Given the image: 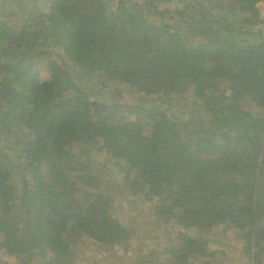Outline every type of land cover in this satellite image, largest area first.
<instances>
[{
	"label": "trees",
	"instance_id": "obj_1",
	"mask_svg": "<svg viewBox=\"0 0 264 264\" xmlns=\"http://www.w3.org/2000/svg\"><path fill=\"white\" fill-rule=\"evenodd\" d=\"M157 1L13 0L0 16V137L15 128L0 149V264H111L80 257L87 243L129 248L120 264H201L211 242L220 262L264 264V0ZM61 45L83 79L51 68ZM101 149L115 164L93 166Z\"/></svg>",
	"mask_w": 264,
	"mask_h": 264
},
{
	"label": "rangeland",
	"instance_id": "obj_2",
	"mask_svg": "<svg viewBox=\"0 0 264 264\" xmlns=\"http://www.w3.org/2000/svg\"><path fill=\"white\" fill-rule=\"evenodd\" d=\"M178 1H182V2L178 3ZM184 2H186V3H188L189 5H192V6H196L197 5V0H159V1L155 2V4H156V8L158 9V11L161 12L165 8H167V10H169V11H173L177 7L180 8V9L181 8H185L186 6L184 5ZM228 3H229V1L224 0V3L222 5L219 4V7L220 8L221 7L222 8H226ZM257 7L261 11V15L264 16V2L258 3ZM16 11H17V6H15V3L13 2V0H0V16L4 15V14H11L13 16L14 12H16ZM215 13H217V10H215L213 14H215ZM195 15H196L197 18L200 17L199 13H195ZM227 15H230L229 18H231L232 21H238L239 20V17L237 15V12L235 11V9L227 10L225 12V16H227ZM168 17H169V21L171 23H173L175 17H174V15H172L170 13H165L163 15L159 14L155 18V20H157L159 23H163L165 25V22H166ZM13 22H14V24H20L21 23V21H19V20L11 21L10 26H11V24ZM209 28L211 30H213L215 34H218L220 32L215 26L214 27H209ZM165 29H169V27L166 26ZM212 38H213L212 39L213 41H215L214 39H217V38H214V37H212ZM189 42L190 41L186 42V45H188ZM240 42H241L240 40L235 41L236 44H240ZM192 44L194 46H196V42L195 41H193ZM38 50L39 49H37V51ZM39 54L40 53H37L36 56H39ZM56 54L58 55L59 59H57V58L55 59V62H53L51 64V68H54V69L58 70L64 76V79L61 80V81H64L67 77L71 78L72 81H73V80L76 79L75 75H78V77L80 79L84 78V75H85V72H86L85 68L84 67L82 68L80 65H77V63L73 62L72 59L69 58V56L67 55V48L65 46H63V45L59 46L56 49ZM90 77H93V79H96L95 75L92 74V73H90ZM54 79L57 80L56 78H54ZM80 79H79V81H80ZM115 82H118V80L115 81ZM109 87H110L109 89H115V88H119V85L118 84H111ZM119 92H120V90H119ZM110 100H111V97L106 101L107 105L109 104ZM182 108H180L177 105L176 113L173 116L178 118V120H183V119L184 120H188V119H190V117L193 116V113H192L193 110L192 109H191V111L183 110V112H182ZM5 128H6V132L4 133L3 137H0L1 138L0 139V144L2 142H5V143L0 145V149L1 148L10 149V148H13L12 147L13 145H15V144H13L11 142V139H9V136L15 131V128H13V127L10 128L8 126V124L6 125ZM9 131H10V134H7V132H9ZM148 131H149V128H147L145 130V132H148ZM18 142H19V140H18ZM15 154H16V152H15ZM18 154H16V155H18ZM111 156L113 157V154L110 153V151H107L106 149L99 150L93 156V160H92L93 161V166L95 168H100L103 163H105L107 166L111 165V164H115L116 161L110 162ZM261 157H262L261 154H259L258 155V160L261 159ZM12 173H14V171ZM101 189H103V188L101 187ZM128 192L131 193L130 191H128ZM84 195L86 197L85 193L82 194L81 196H84ZM112 199L116 200L117 197L113 196ZM129 207H130V210L128 211L129 215H130V213H131L132 216L137 215V208H139V206L137 204H135L134 202H130L129 203ZM234 234L229 232V231L224 232L225 237L223 239H221L222 244H223L224 240L233 237ZM195 236L197 237L198 235H195ZM204 240H208V237H206ZM84 247H85L86 250L77 251V252H79L81 254V255H79L80 257H88V256L89 257H93V256H95L97 258H100L103 255L104 256V261L105 262L110 261L111 264H120V258L125 253H127V256H125L121 260L123 262H128L129 256L132 254V251H130L129 248H127L126 251H123L121 249H112V251H114V253H112L110 255V257H108L106 255V252L108 250V248L106 246H96V245L87 243V244H85ZM130 247H132V246H130ZM210 248L213 250V251H209L211 254H213L211 258L194 256V260H196L197 262H199L201 264L207 259L211 260L210 263L215 261L212 264H227V262H220L219 261V259L221 258L222 251L218 252V250L215 249V247L213 245V242H211ZM223 248H224V250L226 252V246L223 247ZM109 251H110V249H109ZM227 253H228V256L231 257L233 255V249L228 250ZM240 259H242L243 261L246 262V258L245 257H241ZM136 264H141V263L137 262ZM169 264H193V263H190L188 261L181 262V261H177V260H175L173 258Z\"/></svg>",
	"mask_w": 264,
	"mask_h": 264
},
{
	"label": "clouds",
	"instance_id": "obj_3",
	"mask_svg": "<svg viewBox=\"0 0 264 264\" xmlns=\"http://www.w3.org/2000/svg\"><path fill=\"white\" fill-rule=\"evenodd\" d=\"M221 5L223 4V3H220ZM66 47V46H65ZM66 48H68V47H66ZM57 55V54H56ZM44 76H45V80L47 79V77H46V75H45V73H44ZM53 80H55L53 77H50L49 79H48V81L45 83V84H50V83H52V81ZM55 81H57V82H60V80L59 79H57V80H55ZM165 101H168V99L167 100H165ZM183 112V111H182Z\"/></svg>",
	"mask_w": 264,
	"mask_h": 264
}]
</instances>
